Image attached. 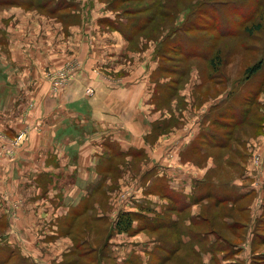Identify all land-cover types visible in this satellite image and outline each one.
Returning <instances> with one entry per match:
<instances>
[{
  "label": "rangeland",
  "instance_id": "obj_1",
  "mask_svg": "<svg viewBox=\"0 0 264 264\" xmlns=\"http://www.w3.org/2000/svg\"><path fill=\"white\" fill-rule=\"evenodd\" d=\"M20 1L23 3L0 4V77L12 85L13 92L18 91L20 94V99L14 103L5 101L4 97L0 100V137H3V144L6 145L0 147V234H3L0 236V247L10 254L8 263L143 264L142 261H148L150 257L146 250L150 251L152 259L157 260L159 252L156 248L164 243L161 232L146 229L148 226L142 220L134 221L132 232L118 233L114 229L113 225L121 213L135 212L176 223L167 225L168 229L165 230V238L169 243L176 244V240L179 241L178 255L174 259L175 263L171 264H205L208 257L212 258L214 264H264V259L259 258H264V242L257 238L255 225L264 213V0H66L72 13L69 17L59 13L62 10L49 13L45 7L42 10L35 6L50 0ZM211 4L216 5L214 14L209 7ZM146 6H150V9L140 10V7ZM135 7L139 11L133 14L130 10ZM113 12L119 13L123 28L125 25L129 29L134 28L131 24L136 14L141 21L156 19L159 29H156L154 22L149 26V21L147 28L134 30L130 38L131 52L121 44V47L116 48L118 51H114L118 56L112 55V58L117 57L112 61L117 70L110 72L104 68V72L109 76L114 73L118 80L128 72L124 66L122 68L123 64L136 62L135 66L139 68L146 61V68H149L151 61L158 65L151 73L154 81L162 77H179V74L170 71L172 69L178 73L181 71L182 75L181 81L177 83L169 81L176 85L170 94L156 87L160 94H156L154 100L142 103L133 120L134 126L128 122L130 118L115 122L117 128L114 130L117 129V132L113 131L112 135L125 146L135 143L143 147L147 144V158L143 161H134L135 157L104 161L107 159L104 157L98 163L97 173L96 162L94 165V161L75 162L80 159L77 148V157L73 158L74 154L68 156L60 141L50 144L45 138L43 144L36 139L30 140L33 131L42 135L46 126L40 120V106L37 110L41 102L37 103L41 90L36 83L40 79L32 74L33 67H29L28 76L22 75L25 72L23 68L30 64H25L30 55L36 63H40L43 51H54L55 54L51 55L54 62L47 58L43 61L45 65L41 78L42 83L52 82L51 89L60 92V88L76 72L80 56L86 55L88 46L100 53L95 55L99 61L105 58V55L101 57V51L102 54L109 52V48L101 45L103 42H98L101 41L98 33L114 31L115 22L113 28L110 21L105 19L106 16L114 15ZM236 12L242 16L233 18L232 14ZM242 13H246L245 18ZM225 14L232 20L233 32L218 31L222 15ZM80 34L85 36H76ZM181 37H190L192 44L204 48V56L181 55V50L177 48H184L187 44L184 40L180 41ZM78 38L83 41L77 42ZM95 41L98 47L93 44ZM78 49L81 52L79 60L75 56ZM148 51H152L150 56L146 54ZM260 60L263 61V70L248 76L247 68ZM97 65L101 64L97 61ZM107 66L110 65L107 63ZM10 73L11 77H8ZM17 84L19 88H16ZM85 85L83 81L82 89H86V98L94 97L97 94L95 88L91 84ZM13 92L8 91L11 98ZM248 100L256 102L247 103ZM67 104L65 108L68 107L72 113L77 109L89 112L86 119L91 125V103L86 102L79 108ZM234 107L244 117L242 123L235 122L237 126L230 125L234 120L224 116L232 115ZM15 110L18 122L13 126L10 115H14L12 111ZM125 115L123 112L121 116ZM35 120L36 127L27 134ZM205 128L223 136L221 139L225 140V144L218 146L214 143L208 147L201 144V150L196 148L191 141L198 132L195 139L198 142L200 129ZM73 130L79 136V130ZM92 132L95 129L92 128ZM81 136L86 137L82 132ZM98 144H94L95 150L99 148L96 146ZM51 146L54 149L46 156L45 148ZM145 150L146 147H143L140 154ZM94 152L92 149L89 151V159L94 156ZM44 157L45 161H38ZM165 157L167 161H164ZM50 164H53L55 173L43 174L46 172L44 170L51 168L48 167ZM80 169L87 173L86 187L85 182L75 176ZM160 172L174 176V185L189 177H199L219 190L229 186L239 193H246V196L238 203L227 202L222 206H215L216 203L208 199L190 204L187 210L180 212L160 192H149L152 185H157L155 178L160 177ZM55 178L62 181L60 185L76 184L74 188L77 190L81 183L88 192V209L92 205L91 194L103 189L109 197L106 199L107 213L99 215L101 221L109 223V230L104 231L101 223L93 221V226L87 228L80 239L81 244L87 243L84 246H77L73 238L71 240L65 234L57 233L61 231L58 224L61 225L59 218L62 216L57 206L60 197L56 196L55 187L51 195L45 193L49 185L53 186V181H58ZM98 179L102 181L101 187L93 188ZM31 180L37 185L29 183ZM190 199L188 197L186 201L190 202ZM206 210L208 212L204 214ZM201 215L211 218L205 220ZM86 217L83 216L82 220ZM55 231L57 234L53 239ZM109 231V251H104L103 239ZM205 233L210 235L212 241L228 244L227 248L231 252H228L227 261L219 263L208 252L207 241L205 244L193 239L188 243L192 235L204 236ZM257 233L264 235V218L258 224ZM17 235L25 239L27 237L30 245L27 241L25 245L18 244ZM100 247L102 252L97 250ZM23 255H29V258ZM44 255L52 256L54 260L40 259V262H35L36 258ZM75 255H87V258Z\"/></svg>",
  "mask_w": 264,
  "mask_h": 264
},
{
  "label": "crops",
  "instance_id": "obj_2",
  "mask_svg": "<svg viewBox=\"0 0 264 264\" xmlns=\"http://www.w3.org/2000/svg\"><path fill=\"white\" fill-rule=\"evenodd\" d=\"M114 15H109L106 16L105 19L106 21H110L111 23H114V25H117V22L122 21V18H119V13L118 12H113ZM87 28V26H86ZM120 28H114L112 32H100L98 34L101 35V41L98 42H103L101 45L104 48H109V52L106 54H102L103 51H101V57L105 55V58L103 57V60L99 61L98 58H96V52L92 51L91 48L88 46L89 49H87L88 52H86V55L80 56L79 49L76 51L75 56L78 59V55L80 56L79 64L78 67L76 68V72H74L73 76L70 78L69 81H67L60 89H62L60 92H55L51 87L53 86L52 82L48 83H42L43 79L41 78L42 73H43V67L45 63L44 59H49L50 61L54 62L53 58H51V55L55 54L54 51L51 52H42V57L43 60L40 59V63H36L31 55L30 58H26L25 64L29 65L24 67L25 72L22 76H28L29 72V67L34 68V72L32 73L39 78L40 81L36 83L37 88L39 87L41 92L39 93V98L38 102L41 100V102L37 105V110L38 107L40 106V120L44 121V125L46 128L43 131L42 135H39V133H35L33 129L37 125V121L35 120L32 124V126L29 128L28 132L30 133L33 131L31 139H36L41 143H45V138H48L50 141V144L54 143L55 141H60L63 145V147L66 149L68 156L73 155V158L77 157V153H75L76 148L79 150V161L75 162H82V161H94L93 165L95 164V170L98 167V163L100 161H103L104 157L107 159L104 161H113L114 159L119 158V160L122 157H119L117 154L119 152L125 153L124 157H130L134 158V161H143L147 158L146 154L149 149L147 144H144L143 147H146V150L143 154L136 155V152L142 151L143 147H139L135 143L127 144L126 146L119 142L117 140L116 136L112 135V132L115 131L117 132V129L114 130V128H117V125H115V122L120 120V119H129L128 122L131 124V126H134V118L136 116V112H138V108H141L143 106V102L145 100H154L156 94H160V91L156 89L158 83L165 84L169 81H173L174 83H177L180 80L171 79L169 77L166 78H160L158 81L152 80V71L158 67L157 63L154 62H149L150 66L149 68H146V61L141 63L140 67L137 68L135 66L136 62H133V64L127 63L126 65L123 64V66L127 69L128 72L125 73V75L121 76L116 80L115 74H111L110 76L104 72L105 69L108 68V71H116L117 67L114 66V63H112L113 60H115L117 57L112 58L115 56H118L117 53H114V51H118V47H121V44H124L126 49L129 50L131 40L130 37H132V32L128 30L127 32L123 30H119ZM97 34V35H98ZM97 35L95 38H97ZM76 36H85V35H76ZM94 38V39H95ZM114 39V40H113ZM117 39V42L115 41ZM83 41L82 38L76 39V41ZM97 41L93 42L99 46ZM120 43V44H118ZM36 52H40L39 50L35 49ZM35 52V53H36ZM134 52V51H132ZM31 54L33 51L30 52ZM121 53V52H120ZM34 54V53H33ZM100 54V53H99ZM146 54L149 56L152 54V51H148ZM69 55V53H67ZM69 58V56H68ZM97 61L100 66L97 65ZM136 61V59H135ZM108 65L110 66H107ZM54 64V63H53ZM103 65H106L103 67ZM102 67V68H101ZM105 68V69H104ZM79 70V73L77 74V71ZM147 70V71H146ZM143 72L142 77H140V73ZM145 72V73H144ZM114 75V76H113ZM21 76V77H22ZM8 77H11L8 75ZM27 79V78H26ZM38 79V80H39ZM54 79L57 80V77H54ZM0 85L3 84L2 88L0 89V100L4 97L8 102H17L20 98V94L18 91L13 92V87L12 85H9L6 80H4L2 77H0ZM83 81H85L86 85L91 84L95 88V93H97L94 97H89L86 98L84 95L85 88L84 90L82 89L83 86ZM85 85V86H86ZM172 86H175L174 84H171ZM5 87V90H3ZM16 88H19L18 84L16 85ZM8 91L10 93L13 92L12 98L10 95H8ZM159 91V92H158ZM158 92V93H157ZM5 93V94H4ZM12 99V100H11ZM7 102V103H8ZM86 102L91 103L93 106V112L89 114V117L92 119L91 125L88 124L87 119H86V114L87 112L85 109H77L72 111L68 110L65 106L66 104L68 106H72L73 108H79L82 105H86ZM80 105V106H79ZM42 109V110H41ZM14 115H10L11 119L10 121L12 122L13 126L17 125L18 122V116H17V111H12ZM123 112L126 113L125 117H122ZM116 118V120H112ZM136 119V118H135ZM39 120V119H38ZM73 128H77L79 130V136L75 134V130ZM95 129V132L90 133L91 129ZM201 130V129H200ZM5 132V131H4ZM81 132L86 135V137L81 136ZM198 133V132H197ZM196 133V135H197ZM200 134V132H199ZM196 135L193 138L191 142L196 144ZM107 138H106V137ZM2 139V140H1ZM29 140V145L31 148V143ZM187 140H191L187 139ZM5 143V140L3 137H0V147H5L6 145L3 144ZM99 143L97 150H95L94 144ZM91 147V148H90ZM54 149V146L47 147L45 148V151H47L46 156ZM92 149L96 152H94V156L89 159V151ZM44 151V150H43ZM165 151V150H164ZM26 152V151H25ZM24 153V151H22ZM45 156V157H46ZM173 156V155H172ZM45 157L41 158L38 161H45ZM141 157H144L143 159H139ZM177 160V159H175ZM166 157H165V160ZM1 162V161H0ZM71 162V161H68ZM84 163V162H83ZM86 165V163H84ZM168 166V163H166ZM75 165V164H72ZM37 168L39 167L38 164H36ZM76 166V165H75ZM48 167H51L47 170H44L43 174H54L55 171L53 169V164H50ZM81 167V166H80ZM36 168V169H37ZM35 169V170H36ZM41 170V169H38ZM36 170V171H38ZM76 170V169H74ZM79 170V169H78ZM87 170V167H86ZM98 173V171L96 170ZM161 175L158 178H155V182L163 181L167 186L168 189L174 193L176 197H190V195L193 193L194 189V182L197 179H200L199 177L193 178L189 177L187 178L188 180H182L177 183V185H174V180L175 177L172 175H168L167 172H160ZM172 173H174L172 171ZM35 175V174H34ZM78 176L80 179H82L84 183V187H86V182H87V173L82 172V169H80L79 173L75 174V176ZM57 175L55 174L54 177ZM76 176V177H77ZM37 175H35L34 178H36ZM39 178V177H38ZM58 179V178H55ZM56 181V180H55ZM53 181V186L49 185L45 191V193L51 195L54 192V187L56 189V196L60 197L57 203V206H59V212L62 217L59 218L61 223L70 215L72 214L75 210H77L80 207V204L82 201L86 200L88 198V192L84 187H82V184L80 183V189L77 190L74 187L76 184L73 183V185H60L59 179L58 181ZM29 183L32 185H37L36 182L31 180ZM102 181L101 179H98L96 185L93 188H98L101 185ZM53 187V188H52ZM1 188V187H0ZM84 188V189H83ZM2 189V188H1ZM94 198L95 202L93 206L89 210H85L83 212V216H85L87 213H94L97 218H99V214H105L107 213V203L105 204L103 201V195L101 194V190L97 189L94 191ZM107 198H109L107 196ZM167 200L166 198H164ZM191 200V199H190ZM108 204L110 205V201H108ZM101 217V216H100ZM1 220V217H0ZM99 222V221H98ZM58 228L61 230V226L58 224ZM17 232V231H16ZM19 233V232H18ZM57 233H62L65 234V237H69L72 240L71 235H68L67 232H62L58 231ZM56 231L53 234L52 238L55 239L56 236ZM5 234H7V231H5ZM3 234H0L2 236ZM18 244H24L27 241V244L30 245V240L26 237V239L22 236L19 237L18 235L16 236ZM13 239V238H12ZM28 239V240H27ZM14 240V239H13ZM15 241V240H14ZM16 243V241H15ZM38 244V243H37ZM39 245V244H38ZM78 258H82L85 255H75ZM22 257H25L26 259L29 258V255H23ZM36 258V257H34ZM11 258L8 257V254L4 251H2V247H0V263L3 262V264H9V260ZM43 259L45 261H52V256L49 255H44L41 256L39 259H35V262H40ZM43 262V261H42Z\"/></svg>",
  "mask_w": 264,
  "mask_h": 264
},
{
  "label": "trees",
  "instance_id": "obj_3",
  "mask_svg": "<svg viewBox=\"0 0 264 264\" xmlns=\"http://www.w3.org/2000/svg\"><path fill=\"white\" fill-rule=\"evenodd\" d=\"M124 1V0H123ZM128 0H125V2ZM23 2H21L20 0H0V4H22ZM66 0H50V1H43V3H37L38 8L42 9L45 7L46 9H48L49 13H51V11H56V10H62L59 13H63L64 15H66V17H69L70 15H72V13H70L69 9V4H66ZM53 4V5H51ZM244 5V4H243ZM213 6V7H212ZM241 6V5H239ZM210 10L213 12L215 11L216 5L215 4H211L210 6ZM129 8H133V7H129ZM140 10H145V9H150V6H146V7H140ZM139 11L138 7H135L134 10L131 9L130 12H132L134 14V12ZM127 13L129 11H126ZM244 14V18H245V14L246 13H242ZM128 16H131L129 13L127 14ZM233 18L234 17H241V13H235L232 14ZM139 17L135 16L132 17V22H134L133 24H131L134 28L130 27V29L128 28V25H125V28H123V24H121L120 22H117V25H115V28H120L121 30L127 32L128 30H130L132 32V36H133V32L134 30H140V29H144L147 28L146 24L149 22V26H151V23H155L156 25V29H159V23L155 22L156 19H150L148 20L147 18L144 21H141L138 19ZM155 18V17H153ZM163 18V17H162ZM248 18V15H247ZM231 19H229L226 14L225 16L222 15L221 18V23L219 25V29L218 31L220 33H229L230 31L233 32V26L231 24ZM109 22V21H107ZM122 22V21H121ZM111 23V22H110ZM110 23H108L110 25ZM123 23V22H122ZM111 26L113 27V23H111ZM114 28V27H113ZM119 29V30H120ZM146 31V30H145ZM166 34V33H165ZM132 38V37H130ZM186 41L187 44L186 46L181 47V48H177L180 52L181 55L185 56V57H201L204 56V54L206 53L204 48H202L200 45H195L192 44V40L190 37L188 38H183L181 37L180 41ZM192 44V45H191ZM183 48V49H182ZM262 68V69H261ZM171 68L169 67L168 70H170ZM260 70H263V61H258L256 64H254L251 67H248L246 70V73L248 76H252L258 72H260ZM171 72L177 73L179 74V77H176L177 80H180V75H182L181 71L178 73L175 71V69L170 70ZM251 79V78H250ZM171 82H167L165 84H161L158 83L157 87L162 88L165 92H169V94L172 92L170 91L171 89H175V86H172ZM251 100V99H250ZM248 100L247 103H254L256 101L252 100L250 101ZM233 109H235V111H233L232 115H224L227 116L229 118V120H234L232 124L230 125H235L237 126V121H240V123H242L244 120V117L242 116V113L237 110L236 107H234ZM224 124H228V122L223 121ZM200 138L198 140V142H196V148L201 150V144H204L206 147H208L210 144L214 145V143L218 146L224 145L225 140L221 139L223 136L221 135H217L216 133L211 132L210 129H201L200 131ZM234 140H237L236 138H234ZM240 144V143H239ZM142 151L140 152H136V155H139ZM119 157L124 158L125 153L123 152H119L117 154ZM214 163L216 164V161H214ZM101 187V186H99ZM223 190H219L216 187H212L211 184H206L205 181L203 179H197L194 182V189H193V193L190 195L191 200L190 202H187L186 199L188 198L187 196L184 198L182 197H176L174 196L175 194L172 193L169 189L168 186L163 182L160 181L157 182V185H152L149 189V192L152 191H158L162 194V196L164 198H166L167 200H169V203L171 204V206H173L176 210L183 212L185 210H187L190 206V204H196V203H202L205 200H213L216 205L215 206H222V205H226L227 202H237L238 200H242V197L246 196L245 194H242L241 192H237L235 191V188H230L229 186L223 187ZM101 190V194L103 195V201L106 204V199H107V194L103 189ZM91 198V207L93 206L94 202H95V198H94V192L91 194L90 196ZM239 202V201H238ZM237 202V203H238ZM85 210H89L88 209V201L84 200L82 201V203L80 204V207L75 210L72 214H70L62 223L60 221V226H61V231L62 232H70L73 240L77 241V246H84L86 244H81L80 243V239L81 237L84 235V233L86 232L87 228H91L93 226V221H95L97 224L101 223L104 227V231L109 230V223L105 222V221H101V217L97 218L96 215L94 213H87L85 216L86 219L82 220V215L83 212ZM208 211L206 210V212L204 214H206ZM263 215H261L258 220H257V224L256 227L258 229V224L261 220H263L264 218V213H262ZM203 216V218L205 220H209L211 218V216L209 215H201ZM139 221L142 220L143 224L145 226L146 229L151 230V229H155L157 232H161L162 235L164 236L163 240L164 243L160 244L159 246H157V251L159 252V257L155 259L151 258V254L149 250H146L147 252H149V260L145 261L143 260L142 263L143 264H171V263H175L174 259L176 258V256L178 255V249H179V241L176 240V244L174 243H169L168 239L165 238V236L167 235V233L165 232V230L168 229L167 225H173L176 224L173 221H166V219H159L157 218H153V217H149L146 215H143L142 213H135V212H126V213H121V215L119 216V218L116 220L114 226V229L118 232V233H122V232H132L133 231V225H134V221ZM174 220V219H171ZM99 221V222H98ZM160 227V228H159ZM106 228V229H105ZM257 229H256V236L257 238H259L262 242H264V235H262L263 233H257ZM193 233V232H192ZM219 235V234H218ZM259 235V236H258ZM111 237L110 235V231L107 233V236L105 239H103V249L104 251H109L108 249V245H109V238ZM190 237V236H189ZM168 238V237H167ZM210 235L208 236L207 233H205V235H201V234H194L190 237V240L188 243L192 242L193 239H196L198 242H202L206 244V248L208 249V252L213 256L216 257L217 261L219 263H222L226 260L227 256H228V252H231L227 246L224 245L222 242L219 241H212L210 239ZM229 238H226V240L231 243L229 240ZM186 243V244H188ZM233 244V243H231ZM206 249V250H207ZM98 252H102V248H97ZM152 253V252H151ZM87 255H85L83 258H85ZM8 257H10V254H8ZM263 257V256H261ZM260 259H264L261 258ZM11 258V257H10ZM87 258V257H86ZM87 260V259H85ZM228 260V259H227ZM226 260V261H227ZM0 264H3V262H1ZM22 264V263H21ZM186 264H192L191 262L186 263ZM199 264V263H198ZM205 264H214L213 260L211 257H208L206 259V263ZM226 264V262H225Z\"/></svg>",
  "mask_w": 264,
  "mask_h": 264
}]
</instances>
